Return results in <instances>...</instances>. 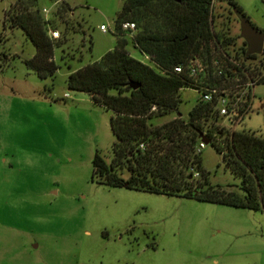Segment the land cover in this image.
I'll list each match as a JSON object with an SVG mask.
<instances>
[{
    "label": "rangeland",
    "instance_id": "obj_1",
    "mask_svg": "<svg viewBox=\"0 0 264 264\" xmlns=\"http://www.w3.org/2000/svg\"><path fill=\"white\" fill-rule=\"evenodd\" d=\"M62 1L72 7L70 17L81 32L68 34L66 44L54 49L59 68L52 79L41 80L24 64L34 46L21 29L3 23L16 0H0V264H264L262 211L107 187L91 179L95 154L112 156L113 112L88 94L69 90L66 80L113 49L114 22L124 0ZM235 2L264 34V1ZM38 3L45 18L57 6L55 0ZM213 5V29L239 36L236 10L226 0ZM223 19L227 26L221 27ZM235 43L242 45L240 36ZM67 54L74 58L62 60ZM250 62L264 74V44ZM253 91L238 129L264 138V82ZM179 95L178 111L154 118V125L178 114L188 118L200 92L188 87ZM201 161L204 187L238 191L240 178L210 144L201 149Z\"/></svg>",
    "mask_w": 264,
    "mask_h": 264
},
{
    "label": "trees",
    "instance_id": "obj_2",
    "mask_svg": "<svg viewBox=\"0 0 264 264\" xmlns=\"http://www.w3.org/2000/svg\"><path fill=\"white\" fill-rule=\"evenodd\" d=\"M215 1L124 0L114 22L113 49L69 73V90L86 93L95 104L113 112L112 156L107 160L96 153L92 161L91 179L98 185L182 196L264 213V138L252 131L227 130L221 124L215 103L201 98L202 87L209 84L225 82L230 86L247 76L254 85L264 82L260 68L250 62L257 55L246 56L245 41L242 39V45L236 47L239 36L231 37L227 29H213ZM226 1L243 15L235 0ZM38 2L16 0L5 11L3 23L21 29L32 43L35 54L24 64L45 80L52 79L59 68L53 59L54 49L66 44L68 34L81 32V25L70 17L73 9L65 1L55 0L57 6L50 18H45ZM124 22L134 23L135 28L122 30ZM219 24L227 26L226 19ZM51 31H58L59 37L52 38ZM89 43L91 49V40ZM129 47L146 61L133 57ZM217 53L224 72L215 78L210 69L209 78L204 80L208 85L202 79L193 80L185 70H175L194 57L209 64ZM68 58H74V54L61 59ZM188 87L200 92L188 118L178 114L154 125V118L178 111L179 93ZM201 137L222 155L225 167L240 178L238 191L204 187L208 181L198 149Z\"/></svg>",
    "mask_w": 264,
    "mask_h": 264
},
{
    "label": "built area",
    "instance_id": "obj_3",
    "mask_svg": "<svg viewBox=\"0 0 264 264\" xmlns=\"http://www.w3.org/2000/svg\"><path fill=\"white\" fill-rule=\"evenodd\" d=\"M134 28L135 24L132 22L121 24V29L125 31L133 30ZM100 30L106 32L107 28L101 25ZM50 35L54 39L59 37L58 31H51ZM218 56L219 53L213 56L209 64L200 57H194L185 66L177 67L175 70L178 73L185 70L190 78L195 81L202 79L203 84H205L207 82L204 80L209 78L210 69L214 71L213 76L215 78H220L223 75L222 61H220ZM223 56L225 55L223 54ZM246 78V80L236 79L235 83L230 86H226L225 82H223L220 85L212 86L207 83L209 87H202L201 98L203 101L215 103L221 124L229 131L238 129L239 124L251 109L255 85L248 76ZM204 146L205 143L202 142L198 149L201 150Z\"/></svg>",
    "mask_w": 264,
    "mask_h": 264
},
{
    "label": "water",
    "instance_id": "obj_4",
    "mask_svg": "<svg viewBox=\"0 0 264 264\" xmlns=\"http://www.w3.org/2000/svg\"><path fill=\"white\" fill-rule=\"evenodd\" d=\"M238 14V13H237ZM240 24V38L246 43V56L259 55L262 53L264 34L256 29L244 15H237ZM203 143L209 142L201 137ZM191 178V177H190Z\"/></svg>",
    "mask_w": 264,
    "mask_h": 264
}]
</instances>
